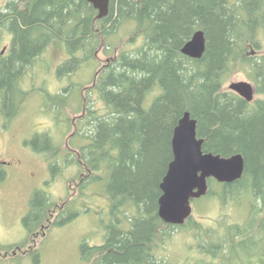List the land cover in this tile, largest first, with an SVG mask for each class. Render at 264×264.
<instances>
[{"label":"trees","instance_id":"trees-1","mask_svg":"<svg viewBox=\"0 0 264 264\" xmlns=\"http://www.w3.org/2000/svg\"><path fill=\"white\" fill-rule=\"evenodd\" d=\"M97 15L87 0H9L0 8V45L11 37L8 52L0 50V116L7 121L28 98L22 89L28 68L52 43L61 42L69 55L58 73L71 75L95 60L101 40L120 29L135 24L142 37L140 46L122 51L103 67L94 85L105 113L94 109L86 117L90 142L80 148L79 157L90 172L88 184L105 182L114 222L103 245H82V263L172 264L156 255L157 241L163 243L189 220L176 227L160 219V183L173 160L174 129L190 112L198 122V137L205 140L204 153H240L246 162L241 180L221 184L211 179L203 198L215 195L226 202L249 197L256 202L245 224L229 227L230 236L217 234L199 246L209 261L195 264L232 263L239 256L264 264V56L252 58L247 52L259 47L264 0H111L108 16L96 20ZM197 30L207 40L200 60L181 53ZM239 64L248 67L255 85V107L224 91L228 74ZM47 98L54 106L65 103L63 95ZM40 141L44 145L38 147ZM31 144L56 172L61 149L52 138L37 135ZM56 206L46 192L36 191L23 220L28 239L9 249L30 244L42 226L47 225L42 229L46 233L67 223L71 217L63 215L68 209L50 222Z\"/></svg>","mask_w":264,"mask_h":264},{"label":"rangeland","instance_id":"rangeland-1","mask_svg":"<svg viewBox=\"0 0 264 264\" xmlns=\"http://www.w3.org/2000/svg\"><path fill=\"white\" fill-rule=\"evenodd\" d=\"M8 1L0 0V8L3 9ZM258 37L259 47H250L248 55L264 56V30ZM141 43L142 37L135 24H130L116 35L102 39L96 59L84 63L71 75L58 73L59 66L69 58L61 42L48 46L28 68L22 89L29 95L20 113L11 121L0 116V264H83L81 248L84 243L89 247L105 243L108 227L114 222L111 199L103 180L88 184L86 178L87 187L81 194L82 178L88 177L90 172L83 166L79 150L90 142L87 135L91 128L86 117L94 109L97 113H105V106L94 88L98 72L122 51L133 50ZM10 46L11 37L6 36L0 50L5 54ZM248 71V67L239 64L228 74L224 91H230L229 86L236 82L253 84ZM48 94L63 95L64 105H52ZM258 99L255 95L254 100ZM152 101L153 97H149L148 106ZM43 134H48L61 149L56 172L51 170L48 157L36 152L31 144L37 135ZM43 145V141L37 144L38 147ZM213 188L220 191L218 185ZM36 191L46 192L57 204L51 213V223L67 209L63 216L71 219L51 227L46 233L39 229L25 247L9 249L28 239L23 220ZM255 203L249 197L230 198L224 202L215 195L193 201L189 224L174 229L163 243L157 241L156 255L172 264L209 261L200 253L199 246L216 240L217 234L230 236L229 227L245 224ZM35 250H38L36 255L32 253ZM251 260L255 264L256 260ZM251 263L248 258L239 256L226 264Z\"/></svg>","mask_w":264,"mask_h":264},{"label":"water","instance_id":"water-1","mask_svg":"<svg viewBox=\"0 0 264 264\" xmlns=\"http://www.w3.org/2000/svg\"><path fill=\"white\" fill-rule=\"evenodd\" d=\"M87 1L98 12L96 20L108 16L111 0ZM206 49L205 32L197 30L182 47L181 53L190 59L200 60ZM229 89L247 102L254 100L255 89L249 82L232 83ZM197 126V120L186 112L174 129L173 160L160 183L162 194L158 200V216L166 225H185L193 214L192 201L208 194L209 180L233 184L245 173L246 162L240 153L229 157L204 153V139L198 137Z\"/></svg>","mask_w":264,"mask_h":264},{"label":"flooded vegetation","instance_id":"flooded-vegetation-1","mask_svg":"<svg viewBox=\"0 0 264 264\" xmlns=\"http://www.w3.org/2000/svg\"><path fill=\"white\" fill-rule=\"evenodd\" d=\"M5 5H6V4H5ZM250 56H251L252 58H255L256 54H252V55H250ZM256 57H257V56H256ZM106 66H107V65H106ZM101 70H102V69H101ZM101 70L99 71V73L101 72ZM95 84H96V82H95ZM95 84H94V85H95ZM251 84H252V83H251ZM252 85L254 86V89H255V85H254V83H253ZM233 93H234V92H233ZM234 94H235L240 100H242V101H246V100H244V98H242L240 95H238V94H236V93H234ZM255 95H256V91H255ZM254 97H255V96H254ZM246 102H247V101H246ZM255 102H256L255 100H253L252 102H247L248 107H249V108H251V107H255V106H256V105H255ZM85 112H86V110L84 111V113H85ZM81 120H83V119H81ZM204 141H205V140H204ZM86 178H87V177H85V178L83 177V178H82V181H83V182L81 181V182L83 183L82 185H84V186L87 185V184H85V183L87 182V180H85ZM43 228H45V226H42L41 229H43Z\"/></svg>","mask_w":264,"mask_h":264}]
</instances>
